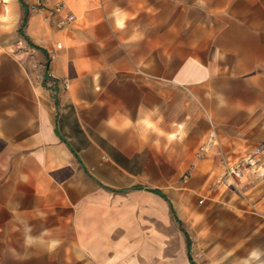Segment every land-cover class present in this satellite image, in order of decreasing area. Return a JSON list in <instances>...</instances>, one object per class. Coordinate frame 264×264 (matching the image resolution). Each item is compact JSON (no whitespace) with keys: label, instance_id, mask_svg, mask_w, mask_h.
I'll return each instance as SVG.
<instances>
[{"label":"crops","instance_id":"obj_1","mask_svg":"<svg viewBox=\"0 0 264 264\" xmlns=\"http://www.w3.org/2000/svg\"><path fill=\"white\" fill-rule=\"evenodd\" d=\"M61 1L21 32V0H0V264H200L123 206L156 194L138 183L155 151L202 169L203 109L220 156L259 139L264 0ZM77 18L81 38L65 33L47 69H31L26 38ZM240 200L220 230L248 231L264 254V178Z\"/></svg>","mask_w":264,"mask_h":264},{"label":"rangeland","instance_id":"obj_2","mask_svg":"<svg viewBox=\"0 0 264 264\" xmlns=\"http://www.w3.org/2000/svg\"><path fill=\"white\" fill-rule=\"evenodd\" d=\"M36 11L29 9V13ZM42 28L45 36L36 38L34 40L36 43L30 42L43 50L32 47L29 43L27 45V55L32 61L31 69L34 70H37V65H40L41 70L47 69L49 59L66 48L65 33L73 31L74 37L81 38L78 18L63 27L45 22ZM74 49L75 53H81L80 47ZM203 112L207 118L208 129L196 150L202 169L198 167L200 161L184 165L181 159L162 157L166 153L155 151L153 157L147 160L148 166L139 175L138 183L161 189L165 197L157 194L151 196L138 194L131 198L132 200L127 199L131 205L136 202V207L123 206V211L128 210L127 213L139 216V225L137 224L139 229L161 233L165 237L169 252L177 250L187 238L191 244V259L200 264H264V254L256 253L258 251L256 245L259 242L257 236H252L248 231L227 233L220 230L231 211L230 206L244 204L240 203L244 189L264 178V127L259 129V139L247 147L244 146L241 154L238 151L228 156L216 153L220 146L218 135V143L208 152L201 153L199 146L206 138L211 123L214 125L204 109ZM214 128L217 133L215 125ZM228 140L229 138H226V141ZM257 147H261V150L256 154L259 159L257 168H253L243 160L253 154ZM229 168L233 169L230 175L226 174ZM226 176L229 185L225 183ZM149 201L153 202L151 207L152 203ZM216 217H221L222 222H216Z\"/></svg>","mask_w":264,"mask_h":264},{"label":"built area","instance_id":"obj_3","mask_svg":"<svg viewBox=\"0 0 264 264\" xmlns=\"http://www.w3.org/2000/svg\"><path fill=\"white\" fill-rule=\"evenodd\" d=\"M28 7L29 9H35L37 11L47 8L51 14H55L64 8V3L61 0H36L34 3L30 4ZM72 20H74V15L70 12H67L65 14V17L62 19L63 22H69ZM63 86L66 87L67 83L63 82ZM217 143H218L217 133L215 131L214 125L211 123L210 130L206 138L204 139V141L199 146V150L201 151V153H206ZM255 150L256 151L253 154L248 155L243 160L246 164L248 163V166H252L253 168L254 167L257 168L256 164L259 159L256 156V154L258 153L259 150H261V147H257ZM235 170L238 171L237 173H240L238 169H235ZM231 172H233L232 168H229L228 170H226V174L228 175H230ZM184 177H186V175ZM224 180H225V183L229 185V179L227 178V176Z\"/></svg>","mask_w":264,"mask_h":264},{"label":"trees","instance_id":"obj_4","mask_svg":"<svg viewBox=\"0 0 264 264\" xmlns=\"http://www.w3.org/2000/svg\"><path fill=\"white\" fill-rule=\"evenodd\" d=\"M21 3H22V5H23L24 12H23V17H22V21H21V24H20L19 30L22 32V28H23V26L25 25L26 20H27V17H28V15H29V7H28V5L25 4L22 0H21ZM26 39H27L28 43H29L32 47H35V48H38V49L43 50V48H41L40 46H37V45H35V44H32L28 38H26ZM134 187H135V188H141V185H136V186H134ZM147 189L150 190V191H152V192H154V193H156V194H158V195H160V196H162V197H165V195H164L159 189H157V188H147ZM171 211H172V213H174L173 210H172V207H171ZM185 235H186V234H185ZM186 245H187L188 257H189V259H191L190 254H189L190 242H189V240H188L187 238H186Z\"/></svg>","mask_w":264,"mask_h":264},{"label":"clouds","instance_id":"obj_5","mask_svg":"<svg viewBox=\"0 0 264 264\" xmlns=\"http://www.w3.org/2000/svg\"><path fill=\"white\" fill-rule=\"evenodd\" d=\"M118 24H119L120 26H123V19L119 20V21H118ZM149 127H151V125H149Z\"/></svg>","mask_w":264,"mask_h":264}]
</instances>
